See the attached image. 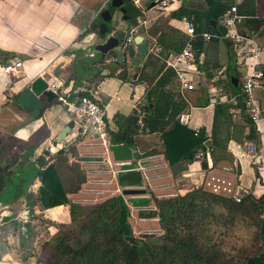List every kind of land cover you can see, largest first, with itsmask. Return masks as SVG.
I'll return each mask as SVG.
<instances>
[{
  "label": "crops",
  "instance_id": "1",
  "mask_svg": "<svg viewBox=\"0 0 264 264\" xmlns=\"http://www.w3.org/2000/svg\"><path fill=\"white\" fill-rule=\"evenodd\" d=\"M111 1L0 0V180L7 182L5 186L0 183V194L13 188L15 180L18 181L16 192L19 183L25 180L18 193V196L22 195L20 200L0 203V207L5 209L4 214L13 212L14 204L21 200L24 201L25 212H29L26 196L28 193L38 196L36 193L41 185L39 177H34L37 169L52 162L75 139H79L76 142L78 156L71 159H78L86 171L87 180L78 192L69 194L73 203L88 206L93 204L91 202L122 193L126 188L119 184L117 174H114L113 170L117 167L112 152L107 150L99 138L84 132L81 123L57 95L52 101L45 100V106L37 117H32L17 102V93L42 72L62 81L71 95L88 90L91 96H97L105 104L110 140L112 135L124 129V135L132 142L134 157L130 161H140L144 167L142 187L145 192L123 195L131 208V214H137L142 225L149 219L153 220L155 228L159 225L157 217L140 216L141 211L155 208L153 199L149 205H142L143 200L152 195L162 198L186 194L197 187L213 191V185H222L223 181L225 184L230 182L235 191H252L257 196L264 193V78L261 86L253 91L255 104L260 110L258 120L250 116L242 88V78L255 62L264 69V0H224L227 8L235 4L239 13L245 17L238 28L240 32L254 38L259 45L261 50L257 60L252 58L246 65H242L234 53L231 41L225 37L207 41L198 38L193 42L196 63L189 74L195 87L183 88L177 74L159 87L156 100L169 106L165 121L177 113V122L192 130L203 129L208 136L205 143L209 157H195L190 162H176L173 166L164 153L137 157L164 140L161 128L163 122L158 123L159 130L138 131L131 139L128 133L131 126L126 119L133 115L137 105L146 98L157 81L156 78H149L140 82L138 77L141 69L146 65L152 77L162 73V64L166 63L164 66L168 67L167 61L180 53L186 43L188 35L185 23L182 17L171 13L181 6L206 10L215 0L212 4L205 0H167L168 5L162 8L156 5L148 7L147 0H133L142 12L137 17V24L126 19L124 12L116 6L110 23L111 34L123 31L124 42H128L131 35L133 39L141 35L149 47L153 39L162 47L160 56H152L150 53L136 56L134 60L125 62L126 68L112 55L116 53L117 56L119 52L110 50L106 53L109 57L107 61L100 62L101 56L105 54L96 49L97 44L105 41L97 25L100 22L101 26L102 12ZM199 18V31H212L209 30L206 15ZM217 22L221 24L220 17ZM151 30L154 34H150ZM213 32L223 35L218 28ZM14 58L23 62L24 73L19 77L8 75L3 70V66ZM104 69L107 73H103ZM135 73H138L137 77ZM240 96L243 97V106L239 102ZM71 120H75V127L55 146L54 141L60 131ZM176 123L170 122L165 126V131ZM251 143L256 146L254 155L249 152ZM60 149L63 151L60 152ZM108 191L110 193L101 195ZM31 211L35 215L42 213L51 223L48 226L45 224L41 230L37 229L39 232L36 233V228L43 225L35 222L36 225L32 224L34 218L28 220L33 226V236L28 240L26 220L22 215L23 223L20 227L26 229V232L19 234L16 247L14 240L7 241L8 245L5 246L0 243V264H35L39 255L38 243L49 240L54 230L60 225L69 224L72 219L70 204L43 208L36 203ZM24 245L29 246V251ZM30 245L36 250H31Z\"/></svg>",
  "mask_w": 264,
  "mask_h": 264
},
{
  "label": "trees",
  "instance_id": "2",
  "mask_svg": "<svg viewBox=\"0 0 264 264\" xmlns=\"http://www.w3.org/2000/svg\"><path fill=\"white\" fill-rule=\"evenodd\" d=\"M126 3L128 7L125 5L126 9L123 11L125 18L137 24L141 10L135 6L133 0H126ZM227 6L224 0H215L206 10L181 6L171 15L180 18L187 16L195 22L199 34L202 32L199 31L200 25L198 27L201 21L199 17L205 14L209 30L214 31L217 28L212 25V20L218 21ZM120 7H123V4ZM205 11L207 13H203ZM102 22L109 25L108 32H111V18L103 16ZM97 29L101 34L100 22ZM150 34L154 32L151 30ZM198 38L201 39L197 36L194 40ZM115 54H112L114 58ZM108 58L105 54L101 56L100 62H105ZM121 64L126 68L125 62ZM164 64L160 69L162 73L155 74V77L148 74L146 65L138 77L140 82L150 80L149 78L157 79L146 98L139 103L140 107L147 110L142 132H155L159 130L158 123L163 122L161 128L164 140L137 157L164 153L173 166L176 162L192 161L200 150L206 152L205 142L208 136L203 129L192 130L177 122L175 120L177 113L165 121L169 106L156 100V96L160 92L159 87L173 79L176 72L173 67ZM160 74L162 75L158 77ZM239 98L240 105L243 106V97ZM126 122L131 126L128 133L133 139V135L139 131L136 110ZM170 122L177 123L165 131V126ZM78 140L67 144L65 150L54 157L52 162L37 169L34 177H39L41 182L36 193L38 196L32 193L26 196L29 211L36 203L43 208L61 204L71 206V222L60 225L49 240L38 243L39 255L35 264H264V193L257 196L250 191L245 193L240 201L232 195L214 192L204 187L169 197L152 195L151 198L144 199L142 205H149L153 199L155 208L141 211L140 216L157 217L162 233H144L137 236L131 222V208L123 192L88 206L77 205L70 199L69 194L78 192L87 180L86 171L78 159H71L78 156L76 146ZM210 149L212 150L213 146ZM14 182L13 188L10 187L4 194H0V203H12L22 198L21 194L15 197L18 181ZM0 183L4 184L2 186L7 184L2 179ZM133 203L135 204L134 201ZM25 210L23 216L30 240L33 236V226L26 219L28 211ZM22 223L23 221L20 222V226ZM238 223H243L250 229L249 244H243V241L233 238V235H231L233 240L227 236ZM128 236H132L136 242L130 241ZM31 247L36 250L33 245Z\"/></svg>",
  "mask_w": 264,
  "mask_h": 264
},
{
  "label": "built area",
  "instance_id": "3",
  "mask_svg": "<svg viewBox=\"0 0 264 264\" xmlns=\"http://www.w3.org/2000/svg\"><path fill=\"white\" fill-rule=\"evenodd\" d=\"M134 1L136 2V0ZM167 5V0H159L156 3V6L161 8L166 7ZM244 18L245 17L239 13L237 5L234 4L230 8H227L220 15V23L227 29L226 33L221 35L219 32L213 31H202L197 34L195 22L187 16L182 17V20L185 23V32L188 35V38L182 51L175 54L172 59L168 60L167 64L174 68L183 88L193 89L195 87V84L189 78V74H191V71L194 69L196 63L193 41L197 36H200L201 39L206 41L215 37H225L229 39L234 47V53L242 65H246L248 60L252 58L257 60L261 50L259 45L256 43L254 38L246 33L240 32L238 28L239 23H241ZM132 40L133 36L131 35L128 37V42ZM149 51L154 55L160 56L162 47L157 43L156 39H153V43L150 45ZM3 70L8 75L19 77L24 73L23 62L20 59L14 58L3 66ZM40 76L46 80L47 89L52 90L62 104L73 114L74 118L81 123L82 128L85 129L84 132L91 134L93 137L99 138L108 150L111 140L107 131L105 104L94 95H83L77 92L73 95L69 94V91L64 86V83L55 79L49 73L42 72ZM263 78L264 69L257 65L256 62L254 63L253 68L249 72H246L242 78V88L246 98V107L253 120L260 119V110L255 104L253 91L255 88L261 86ZM8 87L13 89L10 85ZM234 103H236V101H234ZM135 110L138 116L139 131H142L145 127L143 119L147 114V110L140 107L139 104ZM183 119L185 120L186 118L183 117ZM255 149L256 146L251 143L249 145V152L254 155ZM209 155L210 154L207 149L206 152L200 150L195 157L203 159L204 157H209ZM114 164L117 167L113 170L114 174H117V172L121 169L128 170L138 168L142 171L144 169L140 161L133 163L130 160H123L116 161ZM213 191L232 195L237 201H240L242 198L239 190L235 191L230 182L225 184V181H223L222 185H213Z\"/></svg>",
  "mask_w": 264,
  "mask_h": 264
},
{
  "label": "water",
  "instance_id": "4",
  "mask_svg": "<svg viewBox=\"0 0 264 264\" xmlns=\"http://www.w3.org/2000/svg\"><path fill=\"white\" fill-rule=\"evenodd\" d=\"M128 1V0H127ZM159 0H147V6L153 7ZM208 4H212L214 0H205ZM126 0H112L111 4L102 12L103 16L112 18L116 6L120 7L121 11H124ZM126 7H128L126 5ZM213 26L217 27L218 30L226 33L227 29L223 24H218L217 20H212ZM109 31V25L102 22L101 34L105 36V41L96 45V49L102 54L108 53L110 50L119 52L115 57L116 61L127 62L129 59L134 60L136 56H146L150 53L149 43L143 40L141 35L134 37L132 41L124 42L125 34L123 31H117L115 34H111ZM137 46V48H136ZM107 61V59H106ZM103 73H107L104 69ZM138 73H135L137 77ZM83 95H89L88 90L81 92ZM56 97V94L47 89V82L39 76L29 83L24 89L17 93V102L20 103L27 111H29L32 117H37L41 113L45 106V100L52 101ZM75 127V120H71L59 133L57 139L54 141V145L57 146L59 142L64 140L70 133L71 129ZM82 129H80L81 131ZM109 150L112 152L113 157L116 161L131 160L134 157L133 149L131 146V140L124 135V129L112 136ZM1 144V138H0ZM60 152L63 149L59 150ZM117 178L119 184L126 186L123 190V194H140L145 192V188L142 187L144 183L143 172L141 169H121L117 172ZM25 180L19 183L18 189L15 192V197L22 190V184ZM128 239L132 242H136L132 236H128Z\"/></svg>",
  "mask_w": 264,
  "mask_h": 264
},
{
  "label": "rangeland",
  "instance_id": "5",
  "mask_svg": "<svg viewBox=\"0 0 264 264\" xmlns=\"http://www.w3.org/2000/svg\"><path fill=\"white\" fill-rule=\"evenodd\" d=\"M239 192H240V196L243 197V195L245 193L242 191H239ZM107 193H110V191L103 192V193H101V195L103 196L104 194H107ZM101 195H99V196H101ZM100 201L98 200L96 202H91L93 204H89V205H94ZM23 203H24V201L21 200L18 203L14 204L15 205L14 211L13 212L11 211L8 215L4 214L5 209L0 207V243L2 242L3 246H5L6 244L8 245L7 241L14 240L13 244L16 247V245L18 243L17 238H19V234L21 235L23 232H26V229L23 230L20 227V222H22V215H24V209H26V207L23 205ZM37 216L39 217V219H35ZM31 218H34L33 222H31L32 224H34V222H35V223H39V224L43 225L41 228H36V233L39 232V231H37V229L41 230L46 225L48 226V224L51 223L47 220V218L45 216H43L42 213H38L37 215H35V213H33V211H29L26 219H28L30 221ZM158 221H159V219H158ZM131 222L133 225L134 233L137 236H140L141 234H144V233H156V234L162 233V229L160 227V224L158 226H156V228H157L156 229L153 225L154 223L152 224V222H153L152 219H149V220L143 222L144 225H142L139 222L137 214H135L134 216L131 215ZM34 225H36V224H34ZM231 235H233V238H237L240 242L243 241L242 242L243 244H249L250 243V229L243 223H238L237 226L234 227V229L230 232V234H227L229 239L233 240ZM30 247H31V245H30ZM25 248H27L29 251V246H27V247L25 246ZM31 250H33V249H31Z\"/></svg>",
  "mask_w": 264,
  "mask_h": 264
},
{
  "label": "flooded vegetation",
  "instance_id": "6",
  "mask_svg": "<svg viewBox=\"0 0 264 264\" xmlns=\"http://www.w3.org/2000/svg\"><path fill=\"white\" fill-rule=\"evenodd\" d=\"M106 61V60H105Z\"/></svg>",
  "mask_w": 264,
  "mask_h": 264
}]
</instances>
